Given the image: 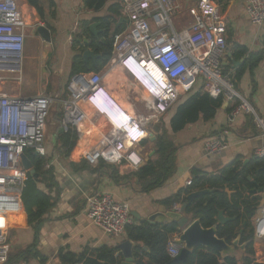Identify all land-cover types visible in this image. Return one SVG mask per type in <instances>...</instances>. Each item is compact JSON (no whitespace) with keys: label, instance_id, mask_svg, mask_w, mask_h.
Here are the masks:
<instances>
[{"label":"crops","instance_id":"obj_1","mask_svg":"<svg viewBox=\"0 0 264 264\" xmlns=\"http://www.w3.org/2000/svg\"><path fill=\"white\" fill-rule=\"evenodd\" d=\"M117 1L119 0H109L102 9L94 10L87 8L84 0H39L43 9L41 15L28 0H20L28 22V30L33 28L44 43L38 53L24 55L21 70L24 74L29 73L35 70L38 64L43 73H47L46 68L49 67L48 77L39 93L65 95L67 82L71 77L72 60L77 53L73 49V37L82 31L84 23H88L89 28L91 24L98 23V29L99 19L107 15L110 6ZM215 1L221 7L228 23L226 35L228 45L222 57L223 70L233 79L235 77L234 82L241 98L233 100L222 98V104L212 110L216 98L205 91L204 81L200 79L194 86L184 90L166 113L155 116L160 122L156 128L161 134L166 133L176 145L177 151L174 174L162 186L148 192L142 189L135 175L138 170L133 171L125 164H108L103 160L97 165L87 161L83 153L94 147L98 141V131L90 122L79 130L70 131L76 138V144L68 154L69 145L63 143L64 135L68 132H65L61 125V116L56 103L48 119L45 140L47 153L43 157L46 160L44 169L52 167L57 184L51 190L46 189L43 183L39 184L41 189L51 193L55 198V204L45 215L42 224L38 226L28 223L22 200H11L0 205V231L7 232L11 253L23 250L37 241V249L50 258L46 264H63L59 258V251L62 248L80 253L86 248L108 245L116 247L117 255L123 262L124 256L118 245L130 239L127 231L124 235L115 237L106 234L95 225L86 213L88 195L104 192L112 194L118 200L128 201L133 216L130 225L141 224L144 221L148 222L147 218L161 205L168 210L180 205L181 210V203L169 206L162 200L191 186L186 183L193 179V169L217 173L238 158L245 165L255 157V150L264 145V131L256 120V115L264 120V58L253 68L248 64V58L250 53L264 50V24L257 26L250 21L244 0ZM121 19L120 15L112 31L121 24L125 25V20ZM42 25L50 30L51 41H47L38 31V27ZM243 47L248 49L245 54L241 51ZM44 57L47 60L42 65L41 60ZM96 63L94 65H97ZM101 72L104 75V86L129 112H145L147 93L134 82L123 67L119 64H111L109 61ZM239 72L242 74L236 78ZM7 82L0 87L10 93ZM242 99L253 106L255 113L241 111L235 116L232 114L230 105L235 100L241 103ZM86 110L92 119L106 125L105 120L95 113L90 105L86 106ZM213 137L228 144V148L218 155H208L204 150L205 141ZM136 150L143 157L142 165L158 158L152 139L136 144ZM26 152L29 156L30 151ZM33 152L35 154V151ZM79 158L81 160L76 161L74 165L73 160ZM261 210H258L253 220L254 229ZM185 215L190 221L194 220L192 214L185 213ZM177 235L179 234L174 236L176 239ZM139 245L142 248L146 246L142 243ZM254 248L256 262H264V238L260 240L256 232ZM243 254L244 251H241V256ZM16 264H40V262L34 259L27 263Z\"/></svg>","mask_w":264,"mask_h":264},{"label":"built area","instance_id":"obj_2","mask_svg":"<svg viewBox=\"0 0 264 264\" xmlns=\"http://www.w3.org/2000/svg\"><path fill=\"white\" fill-rule=\"evenodd\" d=\"M244 1L250 21L262 26L264 0ZM119 2L121 17L126 21L124 30L117 36L111 64L123 67L128 57H134L145 67L148 64L157 66L164 83L132 78L147 93L143 113L129 112L104 86L101 71L73 75L67 83L65 95L46 92L19 95L0 87V205L22 200L29 172L23 166L22 155L27 150L46 155L47 121L56 103L61 108V125L65 132L79 130L88 122L97 129V144L83 153L90 164L97 165L103 160L113 165L125 164L136 171L144 161L136 150V144L142 142L141 131L147 130L150 137L149 116L166 113L184 90L203 79L205 91L213 98H241L233 77L223 70L228 23L215 0H191L185 7L190 23L184 25L179 23L184 9L183 0ZM27 38L28 22L20 0H0V86L21 69ZM94 95L101 96L104 106L124 124L127 119H134L129 124L132 139L97 111L95 113L105 120L106 125L89 116L86 106L90 105L89 100ZM241 111L255 113L253 106L244 99L232 114L235 116ZM256 120L264 131V120L257 115ZM227 148L228 144L217 137L208 138L204 143L208 155H218ZM254 154L264 157V145ZM186 184L191 185L192 179ZM175 209L181 211L180 205H175ZM86 213L95 225L115 237L124 235L133 222L130 203L118 200L110 193L88 195ZM255 232L260 240L264 238V206L255 221ZM177 239L171 240L167 246L171 258L176 257L182 248ZM10 251L8 234L0 231V264L8 260Z\"/></svg>","mask_w":264,"mask_h":264},{"label":"trees","instance_id":"obj_3","mask_svg":"<svg viewBox=\"0 0 264 264\" xmlns=\"http://www.w3.org/2000/svg\"><path fill=\"white\" fill-rule=\"evenodd\" d=\"M108 1L84 0V4L89 9L100 10ZM217 1L223 2L224 0ZM28 2L43 15L39 0H28ZM120 8L121 4L119 1L113 3L109 8V13L99 19L98 35H94L89 28V24L84 23L82 31L73 37L72 45L77 53L72 60L71 77L79 72L101 71L110 61L117 36L125 28V25L121 24L115 31H112V27L116 26L119 21ZM84 38H87L89 43H85ZM87 49H92L96 54L100 55V58L97 59V65H94V60L90 59L89 67H85L83 53ZM241 51L245 54L248 49L243 47ZM263 58L264 50L250 53L248 64L252 68L256 67ZM241 74L242 72H239L236 78H239ZM221 104L222 98L215 99L212 110H215ZM238 104L239 101L235 100L230 105V109L233 110ZM58 109L61 116L59 105ZM151 133L155 136L153 142L158 158L148 161L135 172L145 192L162 186L175 171L176 145L168 138L165 132L161 134L156 127ZM149 139L147 138L144 141ZM75 140L74 134L70 133V131L64 135L63 143L69 145L68 154L74 149ZM28 151H30L29 156L33 167L39 175L36 176V174L28 172L21 199L28 223L38 226L42 224L45 215L55 204V198L49 191L46 192L41 189L39 184L43 183L46 189L51 190L57 183L52 167L44 169L45 157L35 155L31 150ZM80 160L81 158L74 159V165L76 161ZM248 175H251L260 187H264V157L255 156L245 165L238 158L217 173L205 172L195 168L193 169L194 177L191 186L181 189L176 194L162 200L164 204L169 206L175 203H187L186 213L192 214L194 218H199L204 227L216 225L218 236L224 238L228 243H231L239 234V230L244 228L241 242L248 241L249 244L241 257H222L214 250L198 247L190 256L188 264H264L256 262L254 258L255 229L253 220L258 214L261 196L249 192L255 188V185L253 181L248 179ZM198 191H203V193L196 196L193 200L188 198L189 194ZM219 209L224 210L227 216L235 217V220H230L224 224L220 223L217 219ZM244 223H246L245 226ZM126 231L128 237L138 245L134 249V264L170 263L172 258L167 252V246L175 238L174 236L180 232L178 223L153 224L144 221L141 224L128 226ZM139 243L146 245L149 250L144 251ZM59 258L63 264H122L121 258L117 255L116 247L108 245L86 248L80 253L62 248L59 251ZM34 259L38 260L40 264H46L50 259L49 256L44 255L37 249V241L23 250L15 251L14 253L10 252L8 260L3 264L27 263Z\"/></svg>","mask_w":264,"mask_h":264},{"label":"water","instance_id":"obj_4","mask_svg":"<svg viewBox=\"0 0 264 264\" xmlns=\"http://www.w3.org/2000/svg\"><path fill=\"white\" fill-rule=\"evenodd\" d=\"M190 1L191 0H185L186 6H188ZM97 26L98 23H93L90 26V30L94 35H98L99 33ZM38 31H40L41 35L46 38L47 41H51L50 30L46 26H39ZM84 42L89 43V40L87 38H84ZM83 58L85 67H88V60L93 59L96 63L97 59L100 58V55L96 54L92 49H87L83 53ZM150 139H155V136L152 133H150ZM35 154L38 155L37 152H35ZM22 163L31 174H36V176L39 175L36 173V169L33 167V163L27 152L23 153L22 155ZM248 179L253 181L255 185V188L250 190V192L254 194L260 193L261 201L259 209H262L264 206V187H260L258 182L256 180H253V177L251 175H248ZM201 193H203V191L192 192L188 195V198L190 200H193ZM186 207L187 203H183L181 206V211H178L175 208L172 210H168L164 205H161L158 207L155 213L147 218L148 222L153 224H163L171 222L178 223L180 232L177 242L182 244V248L180 253L176 257L172 258L169 264H188L190 256L198 247H205L214 250L218 252L222 257L235 256L239 258L241 256H238V254L240 253L239 250L245 251L247 245L249 244L248 241L241 242V235L244 232V228H241L237 237L231 243H228L224 238L218 236L216 225L211 227H204L199 218H194L193 221H190V219L185 215ZM217 219L220 223L224 224L230 220H235V217H229L225 214L224 210L219 209ZM245 225L246 223H244V226ZM137 246V243L131 239H126L118 245L124 256V261L122 262V264H134V249ZM143 249L148 250V247L144 246Z\"/></svg>","mask_w":264,"mask_h":264},{"label":"rangeland","instance_id":"obj_5","mask_svg":"<svg viewBox=\"0 0 264 264\" xmlns=\"http://www.w3.org/2000/svg\"><path fill=\"white\" fill-rule=\"evenodd\" d=\"M184 1V9L180 15V25H184V24H189L190 23V18L187 15V11H186V3L185 0ZM29 32V36L27 38V42H26V49L24 52V55H34L36 53H38V51L41 49V47L44 46V43L41 41V39L37 36L35 30L33 28H29L28 30ZM47 60V58H42L41 60V64L43 65L44 61ZM39 63V62H38ZM48 70L49 67L47 66L46 68V72L47 73H43V71L41 70L40 66L37 64V66L35 67V70H32L31 72H27L26 74L23 73V71L20 69L17 73H15L13 75V77L11 78V80H9L7 82V88L10 90V93L13 94H19V95H32V94H37L39 92H41L42 89V85L44 84L45 80L48 77ZM25 76L27 77L25 79ZM68 83V82H67ZM55 107H52V109ZM51 109V112H52ZM50 112V114H51ZM49 114V116H50ZM149 116V115H147ZM49 119V117H48ZM159 120L158 117L155 116H149V131L151 132L156 125H158ZM47 127H48V121H47ZM46 140V138H45ZM239 254L238 256L241 255V250H239Z\"/></svg>","mask_w":264,"mask_h":264},{"label":"clouds","instance_id":"obj_6","mask_svg":"<svg viewBox=\"0 0 264 264\" xmlns=\"http://www.w3.org/2000/svg\"><path fill=\"white\" fill-rule=\"evenodd\" d=\"M124 70L126 73L131 77L135 78L137 81H140V78L143 80H148L152 83H164V77L161 72V70L153 65L148 64V67H145L140 62H138L134 57H128V59L123 64ZM104 101H102L101 96L94 95L90 100V106L97 111L99 114L103 115L104 118L117 127L122 132L127 133V135L132 139L131 137V128L129 127V124L134 121L132 118L127 119V123L124 124L120 119H118L117 116H115L112 112H110L103 104ZM131 118V117H130ZM143 134L140 141H144L148 138V131L144 130L141 131Z\"/></svg>","mask_w":264,"mask_h":264}]
</instances>
